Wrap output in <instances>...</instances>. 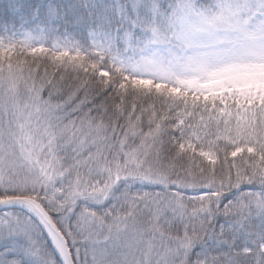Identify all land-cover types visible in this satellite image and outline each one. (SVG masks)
<instances>
[{"label":"snow or ice","instance_id":"1","mask_svg":"<svg viewBox=\"0 0 264 264\" xmlns=\"http://www.w3.org/2000/svg\"><path fill=\"white\" fill-rule=\"evenodd\" d=\"M0 264H264V0H0Z\"/></svg>","mask_w":264,"mask_h":264}]
</instances>
